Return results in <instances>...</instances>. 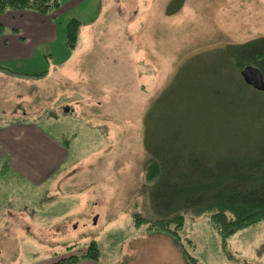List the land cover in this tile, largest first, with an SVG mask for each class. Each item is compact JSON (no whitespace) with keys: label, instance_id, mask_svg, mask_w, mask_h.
<instances>
[{"label":"rangeland","instance_id":"1","mask_svg":"<svg viewBox=\"0 0 264 264\" xmlns=\"http://www.w3.org/2000/svg\"><path fill=\"white\" fill-rule=\"evenodd\" d=\"M58 2L47 15L56 37L13 65L48 72L3 86L1 118L37 123L62 143L65 160L39 185L0 173V264H54L92 242L101 264H264V220L222 238L210 213L190 210L177 237L150 232L145 149L177 134L178 147L213 154L250 137L231 124L246 116L224 118L201 93L215 84V66L223 77L236 73L231 58L220 60L227 46L264 37V0ZM72 19L81 22L74 50Z\"/></svg>","mask_w":264,"mask_h":264},{"label":"trees","instance_id":"2","mask_svg":"<svg viewBox=\"0 0 264 264\" xmlns=\"http://www.w3.org/2000/svg\"><path fill=\"white\" fill-rule=\"evenodd\" d=\"M59 8L58 0H0V15L32 11L46 16ZM80 28L81 22L77 19L67 23L68 49L77 47ZM5 32V26L0 23V36ZM226 57L233 60L236 73L223 77L220 66H215L220 61L213 63L216 82L201 93V98L208 97L206 101L209 99L214 111L224 118L229 113L233 120L239 115L246 116L231 124L245 130L250 137L230 139L226 149L220 148L213 154L197 146L189 150L185 143L178 147L177 134L169 136L167 146L151 148L146 143L145 149L152 159L147 176L152 183L149 198L156 217L154 222H146L150 232L177 237L184 213L190 210L210 213L211 223L222 238L264 220V103L260 100L264 98V91L249 89L239 75L242 68L253 65L264 77V37L227 46L226 55L220 60ZM0 71L31 77H42L48 72L21 74L1 65ZM71 248L68 246L67 250ZM86 249L81 255H71L54 264H76L85 259L101 264L96 242Z\"/></svg>","mask_w":264,"mask_h":264},{"label":"crops","instance_id":"3","mask_svg":"<svg viewBox=\"0 0 264 264\" xmlns=\"http://www.w3.org/2000/svg\"><path fill=\"white\" fill-rule=\"evenodd\" d=\"M0 23L6 32L0 36V65L10 71L21 74H33L13 67L21 61L34 59L36 48L56 37L55 24L49 16L36 12H8L0 15ZM17 75L0 71V167L3 173H12L30 184L39 185L60 169L65 160L62 143L53 138L44 129L31 121H2L7 116L8 102L5 99L8 83L16 85ZM8 173V174H9ZM77 264H98L91 260H82Z\"/></svg>","mask_w":264,"mask_h":264},{"label":"water","instance_id":"4","mask_svg":"<svg viewBox=\"0 0 264 264\" xmlns=\"http://www.w3.org/2000/svg\"><path fill=\"white\" fill-rule=\"evenodd\" d=\"M240 76L248 86L260 92L264 91V77L257 67L253 65L245 66L241 69ZM96 220L97 218L94 221Z\"/></svg>","mask_w":264,"mask_h":264}]
</instances>
